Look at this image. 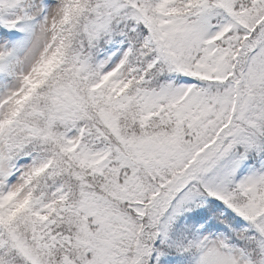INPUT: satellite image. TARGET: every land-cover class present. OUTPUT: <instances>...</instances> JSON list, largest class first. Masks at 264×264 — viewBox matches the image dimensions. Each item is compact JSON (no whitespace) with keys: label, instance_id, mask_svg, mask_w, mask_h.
Instances as JSON below:
<instances>
[{"label":"snow or ice","instance_id":"snow-or-ice-1","mask_svg":"<svg viewBox=\"0 0 264 264\" xmlns=\"http://www.w3.org/2000/svg\"><path fill=\"white\" fill-rule=\"evenodd\" d=\"M0 264H264V0H0Z\"/></svg>","mask_w":264,"mask_h":264}]
</instances>
